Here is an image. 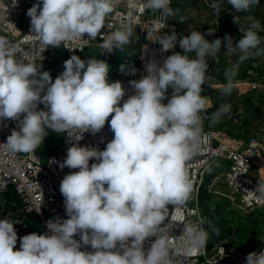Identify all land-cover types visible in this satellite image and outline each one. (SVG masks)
Listing matches in <instances>:
<instances>
[{
    "label": "clouds",
    "instance_id": "9594fccd",
    "mask_svg": "<svg viewBox=\"0 0 264 264\" xmlns=\"http://www.w3.org/2000/svg\"><path fill=\"white\" fill-rule=\"evenodd\" d=\"M118 3L37 0L27 11L34 33L28 36L47 47L76 39L88 45L103 28H112L109 17ZM228 3L240 13L250 11L260 0ZM12 4L17 6L18 0ZM171 5L172 0H142V10L159 13L162 18L178 13ZM211 7L219 12V0H213ZM238 19L234 16L236 24ZM248 20L247 28L239 27L242 37L238 42L234 44L227 34L223 38L224 49L229 54L239 52L240 62L264 43L257 32L259 22L253 17ZM213 33L210 29L206 34L192 30L178 39L173 30L160 36L157 41L163 52L175 49L178 42L183 54L173 52L162 65L155 60L147 63L146 75L129 81L135 94L126 100L122 82L109 81L106 61L95 57L84 60L73 54L53 82L50 72L41 70L42 64L18 58L17 45L0 36V123L18 122L4 144L7 149L13 154H31L49 131L80 133L75 138L66 136L73 144L59 163L61 170L78 169L60 183L68 218L46 221L48 231L43 234L19 237V250H14L18 240L14 226L19 222L0 219V264H173L171 245L161 226L169 216L168 205L175 210L189 201L193 185L188 165L203 153L207 140L200 116L207 105L202 85L211 79L207 74L209 58L217 61L222 48L221 38H205ZM85 34L88 39L83 38ZM132 36V27L121 24L103 39L102 53H125ZM190 53L195 58H190ZM238 68L239 64H234L224 73L225 95L233 91ZM119 71L135 75L137 69L125 62ZM230 110L231 105H221L213 117L227 115ZM106 122L114 137L104 150L75 143L85 132L99 133ZM93 159L96 162L90 165ZM252 192L264 200V178ZM183 235L191 248L205 246L208 239L203 228L187 227ZM151 237L155 240L145 251L144 242ZM88 245L92 251L81 250ZM246 264H264V249L248 253Z\"/></svg>",
    "mask_w": 264,
    "mask_h": 264
},
{
    "label": "built area",
    "instance_id": "2783aa9c",
    "mask_svg": "<svg viewBox=\"0 0 264 264\" xmlns=\"http://www.w3.org/2000/svg\"><path fill=\"white\" fill-rule=\"evenodd\" d=\"M209 1L212 0H202L201 4L209 6ZM35 3L37 0H18L17 6L14 7L12 0H0V36L17 45L18 58L25 62H33L37 66L42 64V71H44V66L51 64L53 59L61 54L71 57L73 54L89 53L91 57L103 60V56L107 54L102 53L103 49L100 47L103 39H106L121 24H128L132 27L133 36L131 39L135 43L140 42L141 46L139 63L135 66L137 72L135 75L121 74L113 80L122 82L126 92L125 100L135 94L129 81L139 80L146 75L147 63L155 60L162 65L163 61L173 52L183 54L178 42L175 49L163 52L162 46L157 41L160 36L170 35L173 30L178 34L181 31L180 25L173 21L172 17L162 18L159 13L142 10V0H119L114 12L109 17L112 28H103L101 34L94 41H90L88 45H85L82 40L76 39L62 43L60 47H47L38 39L28 36L34 35V33L30 31V17L27 16V11ZM184 3H188V0H180L179 7L175 9L182 8ZM171 6L173 7V0ZM25 18L27 20L24 24ZM190 21L191 17L188 13L184 14V22L189 23ZM22 26L24 28L20 30ZM18 30L20 33H17ZM258 32L264 33V21ZM83 38L88 39L87 34ZM80 48L83 50L81 51ZM60 73L52 74L50 72L53 82ZM249 75L256 79L254 81L249 79L237 81V88L248 86L246 92L262 91L264 96V75H259L253 70L249 72ZM122 103L123 100L121 105ZM163 103L166 104L167 100H164ZM39 108H44V105H39ZM262 112L264 113V100ZM207 118L201 120L203 133L207 136L204 151L188 165L193 185L190 196L193 204L186 202L175 210L173 205H168L169 216L166 217L161 227L171 245L170 254L173 264H246L247 254L253 251L243 248L228 249L225 246L211 247L208 242L203 247L191 248L183 235L187 227L203 228V219L199 208L200 186L206 171L212 166H217L220 162L227 163L226 185L229 191L237 197L245 209L260 211L264 214V200L257 199L256 194L252 192L258 186V180L264 178V127L252 135L245 148L239 149L218 140L212 129H206L204 123ZM110 119L111 117H109V121ZM17 124V121L11 120L0 123V219H8L13 223L19 222L14 226L18 235L14 250H19V237L33 232L43 234L48 231L46 221L57 217L68 218L64 197L60 192V183L65 175L71 171H78V169L65 167L61 170L59 163L66 158L67 150L73 144L66 136L71 135L75 138L80 135L79 132L57 134L49 131L50 134H53L50 137L56 139L52 153L46 154L41 150V146L45 144L43 142L35 153L13 154L4 144ZM113 137L114 133L110 130L109 123L106 122L99 133L93 135L90 132H85L82 139L75 143H78L79 146L97 147L99 150H104L106 144ZM53 160L55 163H49ZM95 162L94 159L91 160L90 165ZM75 238L79 239V235ZM154 240L155 237L145 240V251L151 247ZM261 249H264V233L261 245L256 251ZM81 250L92 251L90 245L82 247Z\"/></svg>",
    "mask_w": 264,
    "mask_h": 264
},
{
    "label": "rangeland",
    "instance_id": "374dc122",
    "mask_svg": "<svg viewBox=\"0 0 264 264\" xmlns=\"http://www.w3.org/2000/svg\"><path fill=\"white\" fill-rule=\"evenodd\" d=\"M201 3L202 0H188V3H184L183 7L179 8L178 13L172 17V20L176 21L180 25L181 31L195 30L205 34L209 29L214 31L212 35H205L206 39L213 41L214 39L219 38V30L217 26L218 16L225 12L234 10L228 3V0L219 1V12L211 7L213 0L209 1V6ZM200 4L201 6H199ZM263 8L264 0H260V3L248 12H234L241 18V25L244 26V28H247L250 23L248 17H253L259 22V24L264 21V19H261L262 13L264 11ZM186 13H188L189 17H191V21L189 23L184 22V14ZM26 20L27 19L25 18L24 24ZM23 28L24 26H22L20 30ZM20 30H18L17 33H20ZM258 35L261 38H264L263 32H258ZM139 52L140 46L137 45L134 51L135 56ZM257 52L264 55V45H260L259 49L251 50V54H257ZM77 56L84 60L90 58L89 53L80 54ZM189 56L191 58H195L194 53H190ZM239 56V52L235 54H229L222 46L220 52L218 53L217 61L209 58V76L211 79L208 81V84L206 83L202 85V88L204 89L202 95L207 97V105L206 111L201 112L200 116L201 120H204V118L217 113L221 105H231L230 112L227 115L218 117L217 124L212 130L216 133L218 140L242 149L246 147L248 142L247 140H249L252 135L256 134L255 130L256 128H259L258 121L261 120V115H258L259 113H257V106H252V104H250L248 105L250 110L247 112L251 114V118H243L242 120L240 119V117L243 115V113L240 112V110H242L240 106V99L242 96L246 95L244 93H246L245 91H247L248 86H245L241 89L234 86L231 94L225 95L222 91L223 86L226 84L224 73L227 69L231 68L232 65L238 63V74L234 78V84H236L237 81H243L245 79L254 81L256 78L252 76L250 77L249 72L253 70L259 75H263L264 63L258 69H255L253 65L249 64L247 59L243 62H240ZM69 58L70 57H66L63 54L58 55L53 59L51 64L44 66V71H49L52 74L62 72L64 70V61ZM171 93L172 89L169 88L167 92V96L169 98L171 97ZM50 135L53 134L49 133V135L44 140L45 144L41 146V150H43L46 154L52 153L54 151V140L56 141V139H54L55 137L52 139ZM227 193L228 199L232 200L234 203V209L232 212L225 208L227 206L220 204L216 207V209L210 208L208 211L206 210L207 213L206 211L205 213H201L203 219V229L208 232L207 242L211 245V247L225 246L228 249L243 248L249 251H256L261 245V239L264 233V214L261 212H254L245 209L237 197L232 192H230L228 188ZM187 202L189 204H193L191 199H189Z\"/></svg>",
    "mask_w": 264,
    "mask_h": 264
},
{
    "label": "crops",
    "instance_id": "0c3cea01",
    "mask_svg": "<svg viewBox=\"0 0 264 264\" xmlns=\"http://www.w3.org/2000/svg\"><path fill=\"white\" fill-rule=\"evenodd\" d=\"M179 3H180V0L179 1L173 0V8L175 9V8L179 7ZM229 12H232L233 14H235L237 16V14L234 11H229ZM237 17H239V16H237ZM218 18H219V16H218ZM240 19L241 18L239 17V19L237 21L238 27L244 28V26H242L240 23ZM261 19L262 20L264 19V11L262 13ZM217 21H218V19H217ZM260 25H261V23H260ZM190 32L191 31L182 30V31H180V33L177 34V36H178V38H181L182 36L190 35ZM261 39H264V38H261ZM137 45L140 46V42L135 43L132 40V43L126 46L125 53H120L118 50H116L113 53H111L110 55L121 60V59H124V57H126L127 54L130 53L132 56H128V58L130 59L128 62H130L134 66H137L139 63V54H140V52L137 53L136 56L134 54L135 47H137ZM261 45H264V44H261ZM254 57H259L258 61L252 62V63H250L249 61L248 62H249V64L253 65L255 69H258L264 63V55H262L261 53H259L258 55L256 53H254V54H251L247 60L254 58ZM133 60H134V62H133ZM234 86H236V84H234ZM244 94H246V95L242 96L240 99V106L242 108V110H240V112L243 113V115L240 117V119L242 120L243 118H245V119L251 118V114L249 112H247L248 110H250V107L248 105L252 104V106H257V108H258L257 113H259L258 115H261V120L258 121L259 122L258 123L259 128L258 129L256 128V130H255L256 133H258L264 127V113H262L264 96L262 94V91H259V92L250 91V92H246ZM245 112H247V113H245ZM216 124H217V118H216L215 122L210 126L209 129H214ZM241 125H242V123H241ZM247 141H249V140H247ZM226 173H227V163L226 162H220L217 166L210 167L206 171V173L204 174L203 181H202V184L200 186V191H199V208H200L201 213H205V211L206 210L208 211L210 208L216 209V207L220 204L227 206L225 208H227L228 211H231V212L233 211L234 203L232 200L228 199V196H227V194H228L227 188L228 187H227V185L225 186ZM212 202H213V204H212ZM207 211H206V213H207ZM254 212H260V211H254Z\"/></svg>",
    "mask_w": 264,
    "mask_h": 264
},
{
    "label": "water",
    "instance_id": "95a60500",
    "mask_svg": "<svg viewBox=\"0 0 264 264\" xmlns=\"http://www.w3.org/2000/svg\"><path fill=\"white\" fill-rule=\"evenodd\" d=\"M234 16H236V15L233 14L232 12H225V13L221 14L218 18L219 38H221V40H222V46H223V38L225 37L226 34L233 38L234 44L236 42H238L239 39L242 37L240 30H239V27H238V22H237V24L234 22ZM262 40H264V39H262ZM262 44H264V43H262ZM258 59H259V57H254V58L249 59L248 61L250 63H252V62L258 61ZM103 60L109 64H113V61H115V58H114V56H112L110 54H105L103 56ZM118 65H121V63H119ZM114 69H112V70H114ZM207 74L208 75L210 74V67H208V69H207ZM215 120H216V118H214L213 115L209 116L205 120L204 127L206 129H209L210 126L215 122Z\"/></svg>",
    "mask_w": 264,
    "mask_h": 264
},
{
    "label": "trees",
    "instance_id": "16d2710c",
    "mask_svg": "<svg viewBox=\"0 0 264 264\" xmlns=\"http://www.w3.org/2000/svg\"><path fill=\"white\" fill-rule=\"evenodd\" d=\"M85 54V53H84ZM89 57H91V54H89ZM115 59H117L118 61H120L121 64L128 62L130 59L128 57H124V59H118L116 57H114ZM120 66V65H119ZM119 66L117 67V70L115 73H113L112 69H111V64H110V71H109V81H113L115 78H117L118 76H120L122 73L119 71Z\"/></svg>",
    "mask_w": 264,
    "mask_h": 264
},
{
    "label": "flooded vegetation",
    "instance_id": "af4514ba",
    "mask_svg": "<svg viewBox=\"0 0 264 264\" xmlns=\"http://www.w3.org/2000/svg\"><path fill=\"white\" fill-rule=\"evenodd\" d=\"M120 63V61H118L117 59H115V61H113V64H111V69H114V70H112L113 71V73H115L116 72V70H117V67L119 66L118 64Z\"/></svg>",
    "mask_w": 264,
    "mask_h": 264
}]
</instances>
